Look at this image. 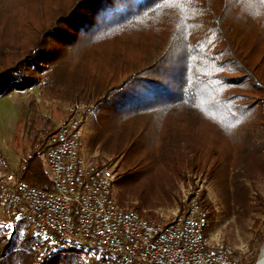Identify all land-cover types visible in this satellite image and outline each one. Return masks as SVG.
<instances>
[{
  "label": "trees",
  "instance_id": "obj_1",
  "mask_svg": "<svg viewBox=\"0 0 264 264\" xmlns=\"http://www.w3.org/2000/svg\"><path fill=\"white\" fill-rule=\"evenodd\" d=\"M25 4L0 0V96L33 87L41 72L73 81L76 95L97 107L95 140L123 158L125 191L155 181L163 160L169 164L177 154L190 169L211 163L226 174L248 159L264 161L262 0H73L48 28L4 43V20L16 25ZM57 42L66 48L48 45ZM113 42L107 69L91 60L90 53ZM50 134L35 136L20 160L19 175L30 185L50 186L44 163ZM239 190L235 203L243 207ZM154 193L151 199L170 195ZM198 201L207 208L202 192ZM38 245L27 231L13 238L0 224V264H57L52 253H36Z\"/></svg>",
  "mask_w": 264,
  "mask_h": 264
},
{
  "label": "rangeland",
  "instance_id": "obj_2",
  "mask_svg": "<svg viewBox=\"0 0 264 264\" xmlns=\"http://www.w3.org/2000/svg\"><path fill=\"white\" fill-rule=\"evenodd\" d=\"M72 1L27 0V4L19 9L13 19L14 23L17 22L16 25L4 20L6 34L3 42L10 44L17 40L26 41L35 29L42 26L48 28L55 14L62 8L69 9ZM249 35L252 37L253 34ZM61 44L63 43L57 42L48 45H56L58 50H64L66 47L63 45L62 47ZM116 44L117 42L109 43V49L100 48L96 55H93L96 52H92L89 57L107 69L111 46ZM134 53L136 54L135 51ZM102 61L106 65L101 64ZM59 73L64 74L62 71ZM62 77L59 75L57 82L47 76L46 72H41L37 78L38 82L33 87L24 90L14 89L0 96V175L7 172L19 173L22 155L29 152L35 136L41 138L43 134L52 132L56 126L71 117L80 118L84 157L96 164L109 165L117 173L113 195L118 206L130 210H136L137 206L140 213L148 211L152 213L153 217L147 219L165 221L180 213L186 205L187 198L198 190L203 194L207 207L205 209L209 215L208 232L216 240L231 246L244 264H249L251 260L254 261L253 264L255 263L260 247L264 243V161L259 158L248 159L245 164L230 168L226 174L217 172V168L211 163L204 168L190 169L185 166L187 161H183L177 154L169 164L163 160L161 168L163 175L157 177L155 181L150 178L142 187L138 184L137 188L143 189L142 196L137 193L140 190L125 191L119 184L126 170L123 158L121 155L109 154L95 140L94 116L97 107L85 103L81 96L76 95L79 89L75 88L74 82L66 77L61 81ZM237 188L242 189L241 194H244L247 200L243 207L235 203L234 192H240ZM161 189L169 190L170 195L151 199L154 197V190ZM122 195L124 196L121 197ZM147 198L159 205L147 208L146 204L149 201ZM33 222L34 218L31 216H15L12 220H6L0 214V224L9 228L13 238L27 231L36 243L40 244L35 248V252L46 255L41 245L42 237L31 232ZM49 258L57 260V264L96 262L95 256L76 250L53 253Z\"/></svg>",
  "mask_w": 264,
  "mask_h": 264
},
{
  "label": "built area",
  "instance_id": "obj_3",
  "mask_svg": "<svg viewBox=\"0 0 264 264\" xmlns=\"http://www.w3.org/2000/svg\"><path fill=\"white\" fill-rule=\"evenodd\" d=\"M80 118L51 132L44 151L49 187L30 185L18 172L0 175V214L31 216L33 235L47 253L76 250L95 264H244L233 248L209 237V215L199 191L171 219H147L117 205V173L83 155Z\"/></svg>",
  "mask_w": 264,
  "mask_h": 264
},
{
  "label": "bare ground",
  "instance_id": "obj_4",
  "mask_svg": "<svg viewBox=\"0 0 264 264\" xmlns=\"http://www.w3.org/2000/svg\"><path fill=\"white\" fill-rule=\"evenodd\" d=\"M255 264H264V243H262Z\"/></svg>",
  "mask_w": 264,
  "mask_h": 264
},
{
  "label": "crops",
  "instance_id": "obj_5",
  "mask_svg": "<svg viewBox=\"0 0 264 264\" xmlns=\"http://www.w3.org/2000/svg\"><path fill=\"white\" fill-rule=\"evenodd\" d=\"M208 234H209V237H210L211 239L216 240V238H215L213 235H211L210 233H208Z\"/></svg>",
  "mask_w": 264,
  "mask_h": 264
},
{
  "label": "snow or ice",
  "instance_id": "obj_6",
  "mask_svg": "<svg viewBox=\"0 0 264 264\" xmlns=\"http://www.w3.org/2000/svg\"><path fill=\"white\" fill-rule=\"evenodd\" d=\"M262 2H264V0H262Z\"/></svg>",
  "mask_w": 264,
  "mask_h": 264
}]
</instances>
